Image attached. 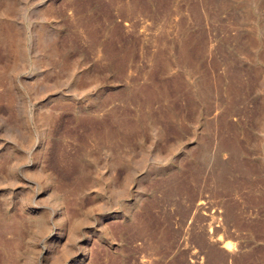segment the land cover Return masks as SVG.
<instances>
[{
	"label": "rangeland",
	"instance_id": "1",
	"mask_svg": "<svg viewBox=\"0 0 264 264\" xmlns=\"http://www.w3.org/2000/svg\"><path fill=\"white\" fill-rule=\"evenodd\" d=\"M0 264H264V0H0Z\"/></svg>",
	"mask_w": 264,
	"mask_h": 264
},
{
	"label": "bare ground",
	"instance_id": "2",
	"mask_svg": "<svg viewBox=\"0 0 264 264\" xmlns=\"http://www.w3.org/2000/svg\"><path fill=\"white\" fill-rule=\"evenodd\" d=\"M262 39V38H261ZM108 139H109V137H108ZM107 148V147H106ZM93 149V148H92ZM100 149V148H99ZM91 151V150H90ZM107 153V152H106ZM111 156V155H110ZM38 159H39V157H38ZM107 160V159H106ZM39 161V160H38ZM112 163H113V161L112 160H110ZM111 165H113V164H111ZM115 165V164H114ZM54 181V180H53ZM56 186V185H55ZM49 188L51 189L50 191L52 192V194L54 195V196H57L58 197V207H59V213H60V215H59V228H60V232H61V235L63 234V233H65L67 230H68V220L70 219H67V216H69L67 213L68 212H66V208H65V205H64V203H66V202H64L63 201V199H61L59 196H58V190L57 189H55V187L54 186H52V184L51 185H49ZM122 190V189H121ZM66 207H68V206H66ZM24 214V213H23ZM58 217V216H57ZM70 217V216H69ZM73 217V216H72ZM74 219V218H73ZM72 223V222H71ZM69 225H71V224H69ZM74 233H75V231H74ZM71 239H72V237H71ZM59 244V243H58ZM70 244V243H69ZM53 245V244H52ZM56 245V244H55ZM66 245V244H65ZM65 247V246H64ZM66 247H67V245H66ZM71 247V246H70ZM62 248V247H61ZM52 249V248H51ZM59 249V248H58ZM67 249V248H66ZM71 249V248H70Z\"/></svg>",
	"mask_w": 264,
	"mask_h": 264
}]
</instances>
